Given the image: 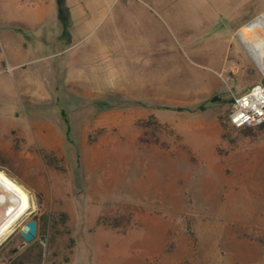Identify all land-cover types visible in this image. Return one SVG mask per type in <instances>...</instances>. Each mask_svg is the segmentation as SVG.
Wrapping results in <instances>:
<instances>
[{"label": "rangeland", "instance_id": "374dc122", "mask_svg": "<svg viewBox=\"0 0 264 264\" xmlns=\"http://www.w3.org/2000/svg\"><path fill=\"white\" fill-rule=\"evenodd\" d=\"M208 1L76 0L72 33L0 39V171L32 203L0 264H264V125L228 122L264 77Z\"/></svg>", "mask_w": 264, "mask_h": 264}, {"label": "crops", "instance_id": "0c3cea01", "mask_svg": "<svg viewBox=\"0 0 264 264\" xmlns=\"http://www.w3.org/2000/svg\"><path fill=\"white\" fill-rule=\"evenodd\" d=\"M154 2H161V0H154ZM65 3L69 11L68 29L69 32L72 33L74 27L77 24H82L87 16L76 0H71L70 5L67 4L66 0ZM208 9L209 12L207 11V19L201 22L203 27H206L207 25L210 27L215 21V12H220V14L226 15L230 19V26H232L231 28L233 32L238 28V30L242 29L255 18L264 15V6H255L254 0H231V2L228 1L221 4H219L217 0H209ZM55 21H57V14L53 0H48L46 4L42 0H27L26 2L25 0H0V39H12L15 32L20 30L25 31L26 25L32 24L38 26L43 25L44 23L53 24ZM201 30L199 29L200 33L203 32V30ZM236 36L238 37L237 34ZM205 41L219 43V47L215 48L213 51H208L207 53L205 51L203 54L207 57L210 63L218 67L219 71L221 65L217 64L218 62H216V60L219 57H223L222 37L217 33ZM238 41H240L239 38ZM241 45L244 47L242 43ZM24 74L25 73H23V75ZM23 88H25V85H23Z\"/></svg>", "mask_w": 264, "mask_h": 264}, {"label": "bare ground", "instance_id": "6f19581e", "mask_svg": "<svg viewBox=\"0 0 264 264\" xmlns=\"http://www.w3.org/2000/svg\"><path fill=\"white\" fill-rule=\"evenodd\" d=\"M236 34L253 62L263 66L264 15L255 18ZM31 208L32 203L26 190L0 171V238Z\"/></svg>", "mask_w": 264, "mask_h": 264}, {"label": "built area", "instance_id": "2783aa9c", "mask_svg": "<svg viewBox=\"0 0 264 264\" xmlns=\"http://www.w3.org/2000/svg\"><path fill=\"white\" fill-rule=\"evenodd\" d=\"M255 67L264 77V64ZM228 122L235 128L258 127L264 123V80L243 93H231Z\"/></svg>", "mask_w": 264, "mask_h": 264}, {"label": "trees", "instance_id": "16d2710c", "mask_svg": "<svg viewBox=\"0 0 264 264\" xmlns=\"http://www.w3.org/2000/svg\"><path fill=\"white\" fill-rule=\"evenodd\" d=\"M55 3V9H56V14H57V20L60 24V27L62 29L68 28L69 27V11L66 6L65 0H54ZM65 125H67L66 120H63ZM264 123L258 127H262ZM249 128V127H245ZM67 133V129L65 134Z\"/></svg>", "mask_w": 264, "mask_h": 264}, {"label": "water", "instance_id": "95a60500", "mask_svg": "<svg viewBox=\"0 0 264 264\" xmlns=\"http://www.w3.org/2000/svg\"><path fill=\"white\" fill-rule=\"evenodd\" d=\"M235 38L238 40V37L235 34ZM241 44V43H240ZM36 230V223L34 220H29L25 223L22 229L19 231L20 237L23 239V242L29 243L33 240Z\"/></svg>", "mask_w": 264, "mask_h": 264}]
</instances>
